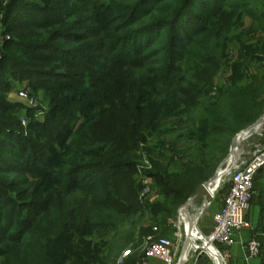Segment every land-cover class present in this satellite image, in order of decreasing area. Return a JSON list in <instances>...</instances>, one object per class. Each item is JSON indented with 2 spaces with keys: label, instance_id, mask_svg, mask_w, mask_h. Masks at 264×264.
<instances>
[{
  "label": "trees",
  "instance_id": "16d2710c",
  "mask_svg": "<svg viewBox=\"0 0 264 264\" xmlns=\"http://www.w3.org/2000/svg\"><path fill=\"white\" fill-rule=\"evenodd\" d=\"M153 1H137L125 16H120L122 10L113 9L116 15L114 23L125 19L128 23L125 25L131 26L147 13L150 16L151 12H160L163 19L156 24L129 28L124 32L116 26L107 29L104 27L106 18L100 22V14L95 8L96 19L93 22L97 26L94 30L82 26L87 36L76 38L71 30L55 34L59 39L88 41L87 47L67 49L55 45L51 34L43 43L16 39L10 44L20 57L6 60L13 72L47 81L50 84L43 86L54 94L52 98L61 97L66 104L51 106L43 122L30 125L35 138L23 136V127L19 123L13 125L11 130L17 136H10L6 144L0 145V153L7 155L13 164L9 166L8 161L2 158L0 163L12 172L42 179L43 184H51L63 197L76 195L77 206L74 219L59 220V228L54 229L50 236L37 227L45 223L43 218L35 223L28 218L17 219L16 209L21 207L28 211L30 203L8 202L11 207L0 211V241L16 243L23 236L26 239L39 232L42 233L41 247L47 243L50 251L44 262L114 264L128 248V242L119 238L124 234L116 236V232L130 223L139 211L127 204L137 197L139 184L131 178L127 181L115 179L112 173L134 169L128 154L145 141V134L151 136L157 132L160 119L175 113L174 117L187 118L189 128L185 139L193 141L198 148L195 160L184 164L181 172L169 174L160 163L152 166L150 175L159 188L161 204L154 206L151 212L161 214L166 220L214 175L234 135L263 114L264 0H158L155 4ZM31 7L24 13L22 7L17 8L16 5L8 21L22 28L47 33L49 26L63 20L62 15L51 14L41 4ZM17 11L20 16H17ZM232 45L237 58L229 67L227 51ZM156 46L162 48L153 51ZM76 59H88L90 63H78ZM55 61L63 69L81 68L84 74H56L35 66L50 65ZM224 67L230 74L210 97L215 78ZM117 76L127 80L123 90L132 98V103L122 99L119 94L121 88L109 99L102 96L101 83ZM88 84H93L95 90L88 91ZM82 85L86 88L71 92ZM107 101L105 108L103 105ZM101 116L113 125L112 136L106 140L98 138L96 142L93 131L86 140L85 151L81 150V144L74 150V153L82 152L96 160L78 165L67 162L68 149L65 146L60 150L65 142L60 139L72 138L83 127L86 130L89 123L98 122ZM46 142L61 145L55 148L44 145ZM88 169L101 170L104 174L90 182H85L88 176L78 178L80 172ZM261 179H264V168L254 178L253 196L264 181ZM258 197L263 203L259 205L258 221L264 225V190H260ZM59 207L62 211L63 206ZM18 224L22 226L18 236L9 234ZM162 234H165L164 230ZM137 259L133 254L125 264H134ZM260 261L262 264L263 258Z\"/></svg>",
  "mask_w": 264,
  "mask_h": 264
},
{
  "label": "rangeland",
  "instance_id": "374dc122",
  "mask_svg": "<svg viewBox=\"0 0 264 264\" xmlns=\"http://www.w3.org/2000/svg\"><path fill=\"white\" fill-rule=\"evenodd\" d=\"M137 1L139 0H85V2H77L73 0H0V145L6 144L10 136H17V133H13L11 130L13 125L19 123L20 126L23 127V136L32 137V133L29 129L31 124L35 122H43L46 119L51 106L58 104H63L65 106L66 104L64 103L65 100L61 99V97L52 98L54 94L49 93L43 86V84H50L47 83V81L43 79L40 81L37 78L23 76L20 75V73L13 72L10 64H7L6 60L9 59L12 61L16 58L20 59V57L16 52L15 47L10 44L16 39H21L22 41L28 43H43L45 42V39H49L48 36L51 34L54 40L53 43L55 45L65 47L67 49L77 48L79 46L87 47L86 42L88 41H80L79 39L76 40V38H80L81 36L84 37L85 35L87 36V31H84L82 26H88V28H92L93 30L95 26H97L96 23L93 22V19H96V16L94 17L95 8L98 9L97 12L100 14L98 17L100 22H103L104 17L106 18L105 22L107 24L104 26L105 28L110 29L108 28L109 26L112 28L116 26L115 28H120V32H124L129 28L137 29L144 26H150L151 24H156L163 19L162 14L160 15V12L157 14L151 12L150 16H148L149 13L145 14V16L132 23L133 25L131 26L125 25L128 24L125 19H121V21H118V23L117 21L114 23V18L116 15L114 14L115 11H113V9L122 10V14L120 16H125V14H127L129 9ZM157 1L158 0H154L152 3L155 4ZM14 2L15 4H13ZM11 4L14 6H12V9L10 10L9 8ZM34 4L43 5L51 14H55L56 12V14L62 15L63 20L59 23H55L53 26H49V29L46 30L47 33L41 30L22 28L17 26L15 22L8 21L9 14L16 5L17 8L22 7V12L27 13L29 9H32L31 5ZM164 8L168 9L166 6ZM20 14L21 13L17 11V16H20ZM84 21L87 23H84ZM61 30H71L74 32L76 36L75 40L70 38L59 39L58 37H55V34ZM114 34L117 35L119 33H112V35ZM197 44L198 42L195 43V45ZM159 46H156L153 51L156 50L157 52L158 49L162 48V46ZM197 48L198 47L195 49ZM198 51V49L195 50L196 53ZM236 58L237 51L234 45H232L227 51L228 62L226 61V63L229 67L236 60ZM76 60L78 63L82 62L88 65L90 63L87 62L88 59ZM60 65L61 64L55 61L50 65L35 66L42 67L45 70L54 71L56 74H64L66 72L70 73L72 76L84 74V70L81 68L63 69L62 67H59ZM228 71L229 70L224 67L217 74L214 81V86L212 87V91L210 93V97L215 95L216 89L221 84H223L224 80L227 78V76H229L230 73H228ZM39 82L41 85H39ZM103 82L101 83V88H103L101 93L102 96H106L109 99L111 94L115 93L116 90L121 88L122 90L119 92V94L122 95V99L125 102L128 101L129 103H132V98L128 97V95L125 94L126 91L123 90L125 89L124 84L127 82L126 79H119L117 76L108 80L107 82ZM92 85L88 84V91L90 89H92V91L95 90V86ZM84 88H86V85L79 86L71 92H78V90H82ZM20 91H24L28 94L29 101L19 96ZM100 102L101 100L98 103L100 104ZM107 103L108 101L103 105L105 108L107 107ZM174 114L175 113H172L168 118L166 116L161 118L158 122L160 127L158 129L159 131H154L151 136L146 133L145 141L141 142L136 150L132 152L130 151L128 154L129 160L134 164V169L132 168V171L127 172L125 169H120L119 171L112 173L115 174V179L127 181L129 178H131L134 180V182L139 184L137 197L127 202L128 206L137 208L139 211H136L130 223L126 225L124 224L116 232V236L118 233H120V235L124 234L119 236V238H123L126 243L128 242V248L124 251H130L131 253L129 256L133 254L137 255L138 259L134 264H139L142 260V255L139 254L138 248L140 245H142L144 238L148 234H154L156 237H166L176 241L174 237V233L177 231L176 219L178 210L182 206H180L176 212L173 213L171 218L166 220H164V217L161 214L152 213V208L161 204V201L159 188L150 175L152 172V166L156 163H160L161 166L166 169L167 172H169V174H171V172H181L184 169L183 165L193 162L199 154L198 148L196 145H194V142L185 139V132L189 128L187 118L184 116L183 118L174 117ZM74 116L77 117L79 114H74ZM262 117H264V112L260 118ZM106 120V117L101 116L98 122L95 120V122L93 121L92 123H89L86 130L83 127L82 131H77L79 134H74L72 138L68 137L60 139V141H65L62 147H59L60 150H62L65 146H67L66 149H68L67 155L65 156L67 162L78 165L82 163H93L96 160L90 155H83L82 152L74 153V150L76 147H79L78 144H81V150L85 151L86 140L88 136L93 133V131H95L93 133L95 136L94 141L98 138L100 140H106L108 137L112 136L114 133L112 129L113 125L111 122ZM69 122H71V120H69ZM78 123H81V121H78ZM83 124L85 125L86 121ZM155 128L156 127H154L153 130ZM240 132L235 134L232 140ZM34 136L35 135H33L32 138H35ZM232 140L230 142L227 154L225 155L224 159L221 160L216 171L224 170L227 165H229V163L234 165L236 162L237 164L240 162H250L253 154L261 147H264V123L256 131L252 132L251 135H249L245 140L242 142L237 141L236 147L233 151L230 149ZM43 144L47 146H54L55 148H58V146L61 145L58 143L49 144V142ZM1 148L2 147L0 146V149ZM0 158H2L3 161H8L9 166H12L13 163L7 158V155L5 156L4 153L1 152ZM145 163L149 165V168L146 169L144 167ZM140 169L143 177L139 174ZM229 171L230 168L225 172V174L223 173L221 176V182L219 184L218 190L215 192L209 202L208 207L203 211V214L199 218L197 227L202 233H207L211 228L212 216L218 211L217 209H219V206L226 195L229 185ZM103 174L104 172L101 170L93 171L88 169L86 171L80 172L78 178L84 179L88 176L85 182H90L96 177L103 176ZM144 176L147 177L148 183L151 186V193L146 197L145 200H142L141 193L143 191ZM259 176H261V174ZM42 182V179L34 178L27 173L12 172L8 170L6 165L0 163V211L11 207L8 202H13V204L30 203L28 211L27 209L21 207L16 209L15 214L17 219L28 218L30 222L35 223L36 220L43 218L45 223L38 224L39 226L37 225V227L42 231V233H45L46 235L50 234L51 236L54 229L59 228V220L62 221L64 218L70 220L74 219L73 217L76 214L75 209L77 203L75 201L77 200V196L71 194L69 197H63L59 191L53 189L51 184L46 185ZM260 190L261 192L264 190V181H262V184H260L258 189H256V193L251 200V204L247 212L246 221L249 223V228L239 232L242 234V237L246 243L249 239H264V225H262L257 219L259 205L263 204L261 199L258 197ZM59 205L63 206L62 211H59ZM184 205L185 204H183V206ZM199 205H201V202H197L196 206ZM253 216H256V222L253 220ZM20 228H22L21 225H15L9 234L17 237ZM148 228H150V230ZM153 228L155 230H153ZM163 230L165 234H162ZM42 233L40 234L39 232H35L33 237H28L26 239H23L25 237L23 236L22 239H19V241L16 243L11 241H0V264H53V262H50L49 260L44 262V259L50 256V251L47 247V243L44 244L45 247H41L40 245ZM126 233L127 235H125ZM236 234L237 233H235V235ZM181 242L179 243L180 246ZM19 243L21 244L18 245ZM234 245L227 248L223 252L224 264L240 263L238 256L231 251ZM36 247L39 249H36ZM192 250L194 249L192 248ZM178 252H180V250H178ZM238 253L240 258L242 254H244L242 253L241 249ZM120 256L117 257L114 264H116ZM127 258L122 264H125ZM244 259L250 261V264L254 260L260 261L261 258L249 259L247 256H244ZM187 264H213V261L208 255L197 252L193 258L189 259Z\"/></svg>",
  "mask_w": 264,
  "mask_h": 264
},
{
  "label": "built area",
  "instance_id": "2783aa9c",
  "mask_svg": "<svg viewBox=\"0 0 264 264\" xmlns=\"http://www.w3.org/2000/svg\"><path fill=\"white\" fill-rule=\"evenodd\" d=\"M19 96L29 101L26 92L20 91ZM144 167L147 169L149 165L145 163ZM229 168L227 192L220 209L212 217L211 229L207 233H202L198 229L197 224L200 217L192 220L195 211L193 212L192 206H188L190 201L187 200L188 202L178 210L176 219L177 231L174 233L176 241L170 238L156 237L154 234H148L144 238L142 245L138 248L139 254L142 255V260L139 264H149L150 260H159L163 264H187L189 259L193 258L197 252L208 255L213 261V264H224L223 252L236 243L235 233L249 228V223L246 221V213L249 210L253 196L254 178L258 171L264 168V147L258 149L248 163L240 162L237 164L236 162L234 165L229 163L223 170V173ZM139 174L141 176L143 175L141 169L139 170ZM150 193L151 186L148 183L147 177L144 176L143 191L141 193L142 200H145ZM191 202L196 207L197 202ZM208 205L205 206L204 210ZM188 207V216L190 218L188 228H186L183 218ZM191 224H193V228ZM153 230L155 229L153 228ZM191 235L195 236L193 243L196 248L194 250L192 248L187 250ZM180 242L181 246L179 244ZM211 251L214 252L213 255L210 254ZM130 253L128 250L124 251L116 264H122ZM245 254L249 259L263 258L262 264H264V239H249L245 244Z\"/></svg>",
  "mask_w": 264,
  "mask_h": 264
},
{
  "label": "bare ground",
  "instance_id": "6f19581e",
  "mask_svg": "<svg viewBox=\"0 0 264 264\" xmlns=\"http://www.w3.org/2000/svg\"><path fill=\"white\" fill-rule=\"evenodd\" d=\"M259 128V127H258ZM257 130V129H256ZM255 130V131H256ZM252 132H254V131H252ZM251 132V133H252ZM251 133H249V134H247V135H243V136H240L239 137V139H238V142H242L243 140H245L249 135H251ZM223 170L220 172V174H219V176H218V178H216L215 179V181L211 184V185H209V187H208V190L205 192V193H202V195H201V197L196 201V202H201V205H199V206H194V204L192 203V202H190L189 204H188V206H192L193 207V212L195 211V213H194V215H193V219L192 220H196L198 217H200L202 214H203V211H204V208H205V206H207L208 204H209V201L212 199V197H213V195L215 194V192L218 190V188H219V184H220V182H221V176L223 175ZM225 174V173H224ZM189 212V207L186 209V212L184 213V218H183V221H184V223L186 224V228H188V225H189V216H188V213ZM188 216V217H187ZM191 226H192V228H193V224H191ZM190 226V227H191ZM188 232H190L189 230H188ZM195 236L194 235H191L190 236V243H189V245H188V247H187V250L189 249V248H196L195 247V244L193 243L194 241H195V238H194ZM210 254H214V252L213 251H211V253Z\"/></svg>",
  "mask_w": 264,
  "mask_h": 264
},
{
  "label": "water",
  "instance_id": "95a60500",
  "mask_svg": "<svg viewBox=\"0 0 264 264\" xmlns=\"http://www.w3.org/2000/svg\"><path fill=\"white\" fill-rule=\"evenodd\" d=\"M264 123V117L258 119L257 121H255L252 125L248 126L247 128H245L244 130H242L233 140H232V143H231V151L234 150V148L236 147V144H237V141H238V138L240 136H243V135H247L249 133H251L252 131H255L256 129H258V127H260L262 124ZM220 170L216 171L214 173V175L206 182H204L203 184H201L197 189L196 191L194 192V194L188 199V201H197L202 193H205L207 190H208V187L209 185H211L215 179L219 176L220 174ZM187 201V202H188ZM210 202V201H209Z\"/></svg>",
  "mask_w": 264,
  "mask_h": 264
},
{
  "label": "crops",
  "instance_id": "0c3cea01",
  "mask_svg": "<svg viewBox=\"0 0 264 264\" xmlns=\"http://www.w3.org/2000/svg\"><path fill=\"white\" fill-rule=\"evenodd\" d=\"M156 199H157V197H156ZM221 205H222V203H221ZM221 205L219 206V209H220V207H221ZM219 209H217V210H219ZM216 210V211H217ZM216 213V212H215ZM214 213V214H215ZM213 214V215H214ZM258 214V213H257ZM246 216H247V213H246ZM213 217V216H212ZM256 217V216H255ZM254 216H253V220L256 222L257 221V219L255 218ZM256 219V220H255ZM211 226H212V222H211ZM211 229V228H210ZM209 229V230H210ZM208 230V231H209ZM235 240H236V243H235V245H234V247H233V249L231 250L232 252H234L237 256H238V258H239V264H249V262L250 261H247V260H245L244 259V256H246V254H245V244H246V241L244 240V238L242 237V234H240V233H237L236 235H235ZM244 240V241H243ZM240 247V248H239ZM240 249H241V251H242V253H244V254H242V256H241V258H240V256H239V251H240ZM247 262V263H246ZM150 264H163L161 261H159V260H150ZM250 264H261V261H252Z\"/></svg>",
  "mask_w": 264,
  "mask_h": 264
}]
</instances>
